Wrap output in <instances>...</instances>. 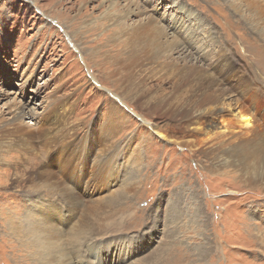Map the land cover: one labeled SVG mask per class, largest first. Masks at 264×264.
<instances>
[{"label": "rangeland", "instance_id": "374dc122", "mask_svg": "<svg viewBox=\"0 0 264 264\" xmlns=\"http://www.w3.org/2000/svg\"><path fill=\"white\" fill-rule=\"evenodd\" d=\"M249 1L0 0V264H264V142L180 119L242 110L264 136Z\"/></svg>", "mask_w": 264, "mask_h": 264}, {"label": "bare ground", "instance_id": "6f19581e", "mask_svg": "<svg viewBox=\"0 0 264 264\" xmlns=\"http://www.w3.org/2000/svg\"><path fill=\"white\" fill-rule=\"evenodd\" d=\"M249 1V0H248ZM112 3H113V1H112ZM249 3H250V1H249ZM251 3H252V1H251ZM123 13V12H122ZM264 15V14H263ZM83 19V18H82ZM79 20V19H78ZM60 25V24H59ZM66 25V24H65ZM67 26V29L69 30V26L68 25H66ZM64 28V27H63ZM94 28V27H93ZM93 28H91V29H93ZM66 29V30H67ZM65 30V29H64ZM69 33H71V32H69ZM73 35H75V33L73 34ZM70 40H71V38H70ZM69 40V41H70ZM76 51L81 55V56H83V51H82V49L80 48V47H78V49H76ZM80 56V57H81ZM226 60V59H225ZM226 62V61H225ZM224 62V57H222V56H220L218 59H217V61L214 63V65H212L213 66V69H220V75L219 76H222V78H224V80L225 79H227L229 76H230V74L232 73V72H234V65L233 64H231V63H225ZM217 71V70H216ZM219 71V70H218ZM193 72V71H192ZM198 73H200V72H198ZM205 73V72H204ZM235 73V72H234ZM233 74V73H232ZM218 83H220V80L219 79H217L215 76H213L212 74H209V75H205L203 78H201V81H199L198 82V84L200 85V87L202 88V87H204L205 88V92H203L202 93V95L201 96H203V97H201V98H198L197 100H196V102L197 103H200V102H202V101H207L208 102V104L209 103H219V99H218V97L217 98H215L214 99V97L215 96H217V95H215V93H217L216 92V90L215 91H212V86H214V85H216V84H218ZM228 92V91H227ZM190 94V93H189ZM192 95L193 96H197L196 95V91L193 89L192 90ZM191 95V96H192ZM198 97H200V96H198ZM222 97V96H221ZM189 99V98H188ZM187 99V101H189ZM184 100H186V99H184ZM214 103V104H215ZM13 104V103H12ZM17 104V103H16ZM15 104V105H16ZM197 105V104H196ZM206 105V104H205ZM211 105V104H210ZM200 107H202V109H201V111L199 110H197L198 112H200L198 115H190L191 113H190V111H186L187 110V108H185V110H182V112H181V117H180V119L187 125V127H188V129L189 128H191L193 131H195V133L196 134H201L202 133V130H204L205 128H204V126H210L211 128H212V130L214 131L216 128H217V125H216V123H217V121L218 122H220L221 123V129L223 130V131H221L220 133H214V135L212 136V137H208L206 140H205V142H210V143H212V142H215V141H220L221 142V140H223V141H225L226 142V140H224V139H226V138H224L223 139V137H228V139L227 140H229V137H233L234 138V140L236 141V140H238V144L240 145L241 143H246L247 142V140L248 139H246V138H248V136H251V137H253V134H254V137L256 138H258V139H260V140H262V142H264V136H263V132H261L260 130H257L256 129V125L254 124V121H253V119L251 118V117H249L248 115H244L243 114V111L241 110H239L238 112L239 113H236V115L234 116V115H232L233 117L230 119V120H228V116L229 115H227V111H215V109H213L212 107L210 108V109H208V108H206L205 109V107H204V105H201ZM204 107V108H203ZM183 108V109H184ZM197 108V107H196ZM182 109V108H181ZM233 110H234V108H233ZM24 111V110H23ZM181 111V110H180ZM194 111V110H193ZM195 112V111H194ZM237 112V111H236ZM19 113V112H18ZM190 113V114H189ZM233 113V112H232ZM23 114V113H22ZM22 114H20L19 113V115L21 116ZM247 114V113H246ZM17 115V114H16ZM25 115V114H24ZM207 119V121H205ZM19 120V119H18ZM22 120V119H21ZM182 122V123H183ZM258 126V125H257ZM159 127V126H158ZM158 127H156V129H158ZM209 127V128H210ZM208 128V127H207ZM219 128V127H218ZM260 128H261V126H260ZM187 129V130H188ZM191 130V131H192ZM219 130V129H218ZM257 130V131H256ZM188 131H190V130H188ZM216 131V130H215ZM214 131V132H215ZM241 131H244V132H246L245 133V135L243 134H240L241 133ZM157 132V134L160 136V138L161 139H163V140H167L168 138L165 136V134H163V133H161L159 130H157L156 131ZM212 132V131H211ZM210 130L209 131H207L206 130V132H205V134H207V135H210ZM212 135V134H211ZM222 137V138H221ZM260 137V138H259ZM220 138H221V140H220ZM256 138V139H257ZM232 138H230V140H231ZM253 139V138H252ZM229 140V141H230ZM233 140V139H232ZM255 140V139H254ZM254 140H253V143H254ZM240 141V142H239ZM173 142V141H172ZM205 142L203 141V146H204V144H205ZM224 142V143H225ZM233 141H231V143L230 144H233L232 143ZM249 142H251V141H249ZM260 142V141H259ZM262 142H260V143H262ZM222 143V142H221ZM252 143V142H251ZM197 144H199V143H197ZM208 144V143H207ZM215 144V143H214ZM213 144V146H215V145H217L218 144V142H217V144H215L214 145ZM228 144V143H227ZM235 144V143H234ZM238 144H237V146H238ZM258 144V143H257ZM196 145V144H195ZM222 145H225L226 146V144H222ZM259 145V144H258ZM197 146V145H196ZM218 146H220V144L218 145ZM217 146V147H218ZM232 146V145H231ZM236 146V145H235ZM234 146V149L236 150H233L232 149V147H231V149L232 150H230V152L229 153H231V151L233 152V151H235V152H237V150L241 147V145L239 146V148L237 149L236 147ZM1 147V146H0ZM227 147V146H226ZM226 147H224V148H226ZM229 147V146H228ZM227 147V148H228ZM256 147V146H255ZM262 147V146H261ZM221 148H223V146L221 147ZM223 148V149H224ZM226 148V149H227ZM230 149V148H229ZM258 149V148H257ZM256 149V150H257ZM240 150V149H239ZM238 150V151H239ZM252 150V149H251ZM261 150V149H260ZM262 150H264L263 148H262ZM259 151V150H258ZM1 152V151H0ZM257 152V151H256ZM239 153V152H238ZM252 155V154H251ZM256 156V155H255ZM258 156V155H257ZM256 156V157H257ZM246 157V156H245ZM247 158V157H246ZM247 161H248V159H246ZM252 160V159H251ZM254 160V159H253ZM256 161V160H255ZM248 163V162H247ZM251 163V162H250ZM250 163H248L247 165H246V167H251L250 165ZM254 163H256V164H254ZM253 163V165H254V168L255 169H257V172H255L258 176H256L255 178H250L249 179V181L251 182V183H258L259 181H261V180H264V173H260V171L259 170H261V168H264V151L263 152H261V153H259V158L257 159V162H254ZM234 164V163H233ZM248 173L249 174H253L254 175V172L253 171H248ZM261 174V175H260ZM252 175V176H253ZM255 180V181H254ZM259 239H260V237H259ZM261 241V240H260ZM261 244L263 245V247H264V237H263V239H262V241H261Z\"/></svg>", "mask_w": 264, "mask_h": 264}]
</instances>
